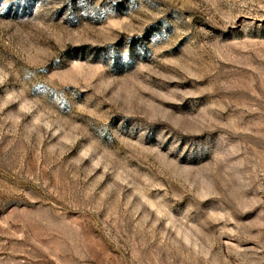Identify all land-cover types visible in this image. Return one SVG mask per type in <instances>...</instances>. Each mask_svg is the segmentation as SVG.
<instances>
[{"label": "rangeland", "instance_id": "1", "mask_svg": "<svg viewBox=\"0 0 264 264\" xmlns=\"http://www.w3.org/2000/svg\"><path fill=\"white\" fill-rule=\"evenodd\" d=\"M0 264H264V0H0Z\"/></svg>", "mask_w": 264, "mask_h": 264}]
</instances>
